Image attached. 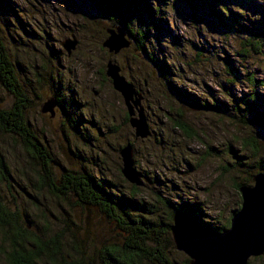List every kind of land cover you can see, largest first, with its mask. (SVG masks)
<instances>
[{
    "label": "rangeland",
    "instance_id": "374dc122",
    "mask_svg": "<svg viewBox=\"0 0 264 264\" xmlns=\"http://www.w3.org/2000/svg\"><path fill=\"white\" fill-rule=\"evenodd\" d=\"M150 5L162 30L147 39L148 52L133 49L140 37L135 9L131 45L117 53L103 46L106 27L118 22L101 13L94 0H0V42L26 96L24 118L52 156L55 180L64 171H88L149 206L152 217L167 222L169 206L161 195L193 208L221 230L241 204L236 183L252 184V174L264 170L259 168L264 129L249 121L242 104L237 107L251 90L264 107V0H150ZM72 32L78 42L68 55L60 40ZM108 58L143 94L151 134H135L123 99L105 74ZM55 94L61 99L51 114L43 109ZM13 100L0 81V109ZM22 139L0 129V155L10 176L0 181V197L18 206L23 223L44 233L63 229L70 250L92 252L93 246L116 239L115 226L100 212L71 193L49 190L38 178L39 158ZM124 143L132 146L134 165L143 173L135 193L120 171L118 150ZM135 211L143 210L136 205ZM161 244L174 264H189L171 238ZM247 264H264V252Z\"/></svg>",
    "mask_w": 264,
    "mask_h": 264
},
{
    "label": "trees",
    "instance_id": "16d2710c",
    "mask_svg": "<svg viewBox=\"0 0 264 264\" xmlns=\"http://www.w3.org/2000/svg\"><path fill=\"white\" fill-rule=\"evenodd\" d=\"M94 1L101 13L106 14L114 22L123 23L128 34H131L130 17L137 14L140 37L136 38L135 44L142 51L148 52L147 39L157 36L162 30V23L160 18L154 16L155 9L151 7L150 0ZM134 9L137 12L131 14ZM247 42L258 46V42L254 39L247 38ZM146 56L152 59L154 57L152 53ZM7 62L3 45L0 42V81L8 86L14 95L12 105L0 109V129L22 136V143L27 151L38 157L42 165L43 172L38 178L45 182L51 192L59 193L58 196L71 193L81 204L100 212L112 227L115 226L118 237L93 246L92 252L85 248L67 249L63 229L44 233L25 225L18 206L11 207L0 197V264H174L165 252L161 240L171 238L168 225L172 222L175 210L193 213L199 221L216 230L196 216L192 212L193 208L183 205L176 206L168 197L161 195L160 200L164 205L169 206L167 222L152 217L147 214V211L152 210L149 206L138 203L121 190L107 186L100 178L88 171H64L55 180L50 166L52 156L39 142L24 118L23 109L26 105V96L19 88L13 70ZM172 86L179 91L178 86ZM180 92L188 96L186 92L182 90ZM55 96L57 102H60L61 97L57 94ZM258 98L257 91L251 90L241 96L237 107L242 104L240 106H243V112L249 117V121L264 129V107L258 105L256 102ZM177 126L187 128V125L180 120H177ZM259 168H264L263 159L259 161ZM8 175L9 167L5 158L0 155V181H7L10 177ZM241 183H236V187ZM131 184V192L135 193L138 185ZM136 205L145 212L135 211ZM66 219L69 218L66 217ZM47 225L44 224L43 227L46 228Z\"/></svg>",
    "mask_w": 264,
    "mask_h": 264
},
{
    "label": "water",
    "instance_id": "95a60500",
    "mask_svg": "<svg viewBox=\"0 0 264 264\" xmlns=\"http://www.w3.org/2000/svg\"><path fill=\"white\" fill-rule=\"evenodd\" d=\"M106 31L107 35L101 43L109 51L117 53L131 45L132 39L123 23L108 26ZM77 42L78 38L73 32L60 40L68 55ZM137 48L133 46L134 50ZM105 74L121 95L129 121L135 127V134L148 135L150 130L141 102L143 94L121 73L119 64L110 58L105 62ZM143 82L146 84L147 80ZM56 103V96L49 95L43 110H50L54 114ZM135 110L137 116H134ZM118 151L122 160L120 169L125 178L130 183L142 185L143 173L134 165L132 146L124 143ZM252 179V184L238 185L241 204L232 213L229 225L222 230L208 227L193 213L174 211L168 229L175 248L187 255L189 264H247L250 257L264 252V170L253 173Z\"/></svg>",
    "mask_w": 264,
    "mask_h": 264
},
{
    "label": "bare ground",
    "instance_id": "6f19581e",
    "mask_svg": "<svg viewBox=\"0 0 264 264\" xmlns=\"http://www.w3.org/2000/svg\"><path fill=\"white\" fill-rule=\"evenodd\" d=\"M57 104V103H56ZM136 113V112H135ZM145 116H146V114H145ZM146 120H147V117H146ZM147 124H148V128H149V130H150V133L149 134H151V128H150V126H149V123H148V120H147ZM148 134V135H149Z\"/></svg>",
    "mask_w": 264,
    "mask_h": 264
},
{
    "label": "flooded vegetation",
    "instance_id": "af4514ba",
    "mask_svg": "<svg viewBox=\"0 0 264 264\" xmlns=\"http://www.w3.org/2000/svg\"><path fill=\"white\" fill-rule=\"evenodd\" d=\"M58 103V102H57Z\"/></svg>",
    "mask_w": 264,
    "mask_h": 264
}]
</instances>
